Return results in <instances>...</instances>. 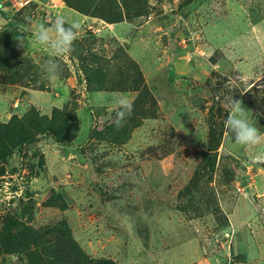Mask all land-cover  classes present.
<instances>
[{
    "label": "rangeland",
    "instance_id": "1",
    "mask_svg": "<svg viewBox=\"0 0 264 264\" xmlns=\"http://www.w3.org/2000/svg\"><path fill=\"white\" fill-rule=\"evenodd\" d=\"M57 16L81 25L60 56L35 40ZM232 98L264 133V0H0V236L65 222L91 264H233L212 245L264 238L263 202L229 218L264 195V137L234 143ZM35 242L0 264H73L55 234Z\"/></svg>",
    "mask_w": 264,
    "mask_h": 264
},
{
    "label": "clouds",
    "instance_id": "2",
    "mask_svg": "<svg viewBox=\"0 0 264 264\" xmlns=\"http://www.w3.org/2000/svg\"><path fill=\"white\" fill-rule=\"evenodd\" d=\"M81 27L76 20L66 22L63 16H57L51 28L40 25L35 40L49 49L55 56L63 55L71 51L72 45L76 39V32ZM20 47H24V38L16 39ZM47 77L51 79L58 78L62 73V67L57 60L49 58L44 63ZM55 69V70H53ZM115 117L113 119L114 127L119 130L122 128L132 113L133 104L124 96H118L114 100ZM228 116L222 120L226 131L234 139V143L241 146H252L261 141L264 133L258 127L250 123L249 112L246 110L242 101L231 100V109L227 110Z\"/></svg>",
    "mask_w": 264,
    "mask_h": 264
},
{
    "label": "crops",
    "instance_id": "3",
    "mask_svg": "<svg viewBox=\"0 0 264 264\" xmlns=\"http://www.w3.org/2000/svg\"><path fill=\"white\" fill-rule=\"evenodd\" d=\"M254 191H250L253 193ZM249 195V199H250ZM257 197H251L250 203L237 204L234 206L232 212L229 214L231 227L233 230H241L245 223L248 221L249 212L254 211L257 208V201L264 203V195L262 196L260 193L256 194ZM243 213V216L240 215ZM248 223V222H247ZM246 227V225H245ZM250 241L248 238L243 236L242 238L235 239L232 244L222 243V248L216 246V244L212 245L215 253L214 257H220L219 254L222 255V260L224 262L228 261L227 255L231 254L234 257L232 260L233 264H264V238L257 239V237L252 238L250 236ZM204 260H202L203 262ZM229 263V261H228Z\"/></svg>",
    "mask_w": 264,
    "mask_h": 264
},
{
    "label": "trees",
    "instance_id": "4",
    "mask_svg": "<svg viewBox=\"0 0 264 264\" xmlns=\"http://www.w3.org/2000/svg\"><path fill=\"white\" fill-rule=\"evenodd\" d=\"M19 36H23V34L20 33ZM254 125L257 127V124ZM53 136L57 141H61V138L58 134L53 133ZM31 137L32 136L27 135L28 140H30ZM25 231L26 233H21V234H16L15 232H11V233L9 232V236L1 235L0 246L3 245V248L6 247L7 250L12 248H26L30 244L36 243L35 241L37 239H41V237H43L44 235L51 233L57 236L59 240L58 244L64 243V245L62 246L66 248V249L64 248L59 249L58 256L66 255V258L67 256H70L73 260H69V261H71L73 264H91L88 263L90 262V260L85 259L84 256L81 255L80 252L75 247H73L75 244H73L72 246L68 243L67 238H69L70 235L65 222L62 223L61 228H59L58 224L56 223L54 225H49L36 229L26 228ZM39 257L40 256L37 255L36 253L31 252L30 254H28L29 263L27 264H42L39 262ZM66 258H62V259H66ZM95 264H114V263L111 260H101V261H96Z\"/></svg>",
    "mask_w": 264,
    "mask_h": 264
},
{
    "label": "built area",
    "instance_id": "5",
    "mask_svg": "<svg viewBox=\"0 0 264 264\" xmlns=\"http://www.w3.org/2000/svg\"><path fill=\"white\" fill-rule=\"evenodd\" d=\"M10 1H11L13 6H16V5H18V3L22 2V1H26L27 2L29 0H10ZM225 235L228 236V237L232 236V234H229L228 232H225Z\"/></svg>",
    "mask_w": 264,
    "mask_h": 264
}]
</instances>
